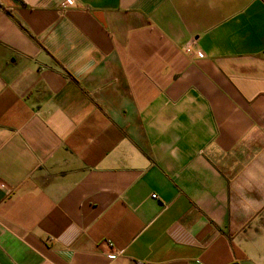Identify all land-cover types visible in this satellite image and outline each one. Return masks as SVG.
Returning <instances> with one entry per match:
<instances>
[{"label": "crops", "instance_id": "0c3cea01", "mask_svg": "<svg viewBox=\"0 0 264 264\" xmlns=\"http://www.w3.org/2000/svg\"><path fill=\"white\" fill-rule=\"evenodd\" d=\"M0 264H264V0H0Z\"/></svg>", "mask_w": 264, "mask_h": 264}, {"label": "built area", "instance_id": "2783aa9c", "mask_svg": "<svg viewBox=\"0 0 264 264\" xmlns=\"http://www.w3.org/2000/svg\"><path fill=\"white\" fill-rule=\"evenodd\" d=\"M152 198L156 199V195H153ZM107 245H108L109 247H112V246H113V244H112L111 242H107ZM116 256H117V253H114V254H112V255L110 256V258H111V259H115Z\"/></svg>", "mask_w": 264, "mask_h": 264}]
</instances>
